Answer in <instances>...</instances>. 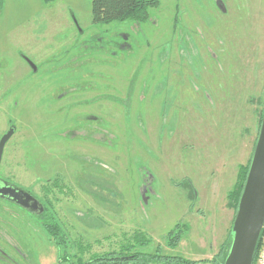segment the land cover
I'll list each match as a JSON object with an SVG mask.
<instances>
[{
    "label": "rangeland",
    "instance_id": "374dc122",
    "mask_svg": "<svg viewBox=\"0 0 264 264\" xmlns=\"http://www.w3.org/2000/svg\"><path fill=\"white\" fill-rule=\"evenodd\" d=\"M159 1L147 24L94 25L93 0H0V140L15 129L2 170L26 185L40 173L72 187L77 173L101 185L62 196L63 218L91 247L86 258L118 252L142 233L150 240L138 248L143 253L211 264L203 261L228 238L234 218L228 196L258 135L264 0ZM209 10L227 20L198 36L219 45L197 48L180 24L173 44L174 16L183 21L188 11L204 17ZM204 20L211 29L213 19ZM170 59V74H191L180 96L163 76ZM100 76L124 77L126 87L143 78L141 114H128L125 101H98L104 93L126 97L115 82L109 93ZM203 76L210 81L202 83ZM174 88L182 90L179 82ZM178 225L184 235L172 248Z\"/></svg>",
    "mask_w": 264,
    "mask_h": 264
},
{
    "label": "flooded vegetation",
    "instance_id": "af4514ba",
    "mask_svg": "<svg viewBox=\"0 0 264 264\" xmlns=\"http://www.w3.org/2000/svg\"><path fill=\"white\" fill-rule=\"evenodd\" d=\"M159 1V0H158ZM180 1V0H178ZM160 3V1H159ZM226 4V2H224ZM155 10V9H152ZM219 10V9H218ZM220 11V10H219ZM188 14H185L183 21L179 19L176 15L173 17L174 24L171 27V39L173 44H177L180 37L176 38V26L178 24L183 25L186 31H188L189 37L191 39L192 45H219V43H212L210 40H206L199 34L205 35L203 30L211 32L218 28L219 23L226 21L218 13H212L210 10L207 11L206 15L191 14L189 11ZM205 17H211L212 28H207V24L204 20ZM150 17L146 23H138L133 21V23L138 24H147L149 23ZM237 16L231 15L229 23L232 26L236 24ZM127 22V21H126ZM230 27V26H227ZM115 31V30H109ZM218 31H214V35H219ZM83 47L89 45L88 43L82 44ZM117 45H126V41H117ZM229 45H233L229 43ZM105 57V55H101ZM106 65V64H104ZM168 70L169 85L172 86L171 92H176L177 96L183 95L187 91L186 84L191 77L190 72H181L182 78L176 77V75L170 74L171 70L175 69V63L173 59L168 60L166 65ZM143 77V76H142ZM151 85L154 88L158 76H151ZM75 78V77H74ZM137 76L133 79H130L128 86L125 84L127 79L119 78L116 76H109V78H104L100 76V79L104 81V87L112 88L111 83L115 82L118 84V88H121L125 91L126 97H117L109 96L107 93L101 96L98 100H111L119 103L121 100L122 105L125 101L126 107H129L128 114L138 113L141 114V103H138L144 99L141 93V85L143 78L137 82ZM206 79V76H203L201 82H209ZM176 82H179V86L182 87V90L178 91L174 86ZM137 84V88L135 87ZM177 87V86H176ZM128 89V94L126 95ZM136 89V90H135ZM120 92V89H119ZM209 92L215 94L214 87L209 88ZM99 98V97H98ZM93 102V101H92ZM91 102V103H92ZM138 103V105L136 103ZM136 104L133 106V104ZM93 120L100 126L104 127L105 123L101 117L93 116ZM9 143V142H8ZM5 146V149L8 145ZM5 153V150H4ZM4 160V154L2 157V162L0 165V264H48L49 260L54 259V264H95V254H91L90 257L86 258V254L90 253V245L82 246L83 236L79 234H74L76 232V224L69 225L68 219H64L63 209L64 202L62 201V196L69 193H76L80 189L96 187L98 190L101 188V185L94 183L88 178H80L78 173L76 174V185L72 187L64 182L63 178L60 176H55L54 180L42 176L41 173L35 177V182L31 185H26L19 181L17 177L12 176L9 172L2 170ZM30 171V170H28ZM93 171H98L93 169ZM46 172V171H43ZM101 176L102 173L98 172ZM35 174V173H34ZM83 176V175H82ZM108 176H103V179ZM40 182V186L36 187V184ZM49 184V185H47ZM86 184V185H83ZM106 184H109L107 182ZM105 186V185H104ZM102 188H104L102 186ZM105 189V188H104ZM2 191H15L16 194L6 193L2 194ZM75 221L77 222V213H74ZM90 249L82 250L81 248ZM113 253H121V250L116 252H108L106 254H101V256Z\"/></svg>",
    "mask_w": 264,
    "mask_h": 264
},
{
    "label": "trees",
    "instance_id": "16d2710c",
    "mask_svg": "<svg viewBox=\"0 0 264 264\" xmlns=\"http://www.w3.org/2000/svg\"><path fill=\"white\" fill-rule=\"evenodd\" d=\"M46 3L55 2L57 0H44ZM160 7L158 0H93L92 4V22L94 25H111L113 23H121L126 21H133L138 23H146L150 17V10ZM264 114V100L263 108L260 112L258 135ZM258 135L253 144V152L250 160L246 166L239 168V176L236 185L232 192L228 196L229 207L234 209V218L236 217L237 208L243 192V188L248 176L251 160L257 143ZM233 225V223H232ZM185 227V226H184ZM232 229V226H231ZM230 233L226 242L221 247L219 253L213 257L214 259L203 261L210 262L211 264H224L228 255L230 243ZM184 229L181 225L172 231L170 234L169 245L172 248H177L181 241V236L184 235ZM127 240V239H126ZM130 240V239H129ZM121 248V253H113L101 256V254H95V264H199L202 261H190L180 257H169L164 255L162 251L157 250L156 253L147 254L140 251L139 247H146L150 244V240L142 233H135L131 241ZM264 241V229L261 236V240L257 249L258 255L261 246ZM82 250L90 249L81 248Z\"/></svg>",
    "mask_w": 264,
    "mask_h": 264
},
{
    "label": "water",
    "instance_id": "95a60500",
    "mask_svg": "<svg viewBox=\"0 0 264 264\" xmlns=\"http://www.w3.org/2000/svg\"><path fill=\"white\" fill-rule=\"evenodd\" d=\"M15 134L12 127L0 140V165L6 144ZM16 194L2 191V194ZM14 192V193H13ZM264 229V114L248 176L232 225L224 264H253Z\"/></svg>",
    "mask_w": 264,
    "mask_h": 264
},
{
    "label": "built area",
    "instance_id": "2783aa9c",
    "mask_svg": "<svg viewBox=\"0 0 264 264\" xmlns=\"http://www.w3.org/2000/svg\"><path fill=\"white\" fill-rule=\"evenodd\" d=\"M253 264H264V241H263V245L261 246L258 255L255 257Z\"/></svg>",
    "mask_w": 264,
    "mask_h": 264
}]
</instances>
